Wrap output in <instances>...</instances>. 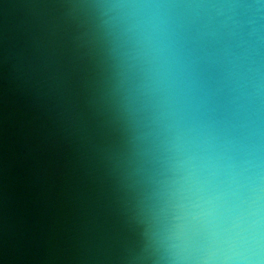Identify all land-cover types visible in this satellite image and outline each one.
Returning <instances> with one entry per match:
<instances>
[{
    "label": "water",
    "instance_id": "95a60500",
    "mask_svg": "<svg viewBox=\"0 0 264 264\" xmlns=\"http://www.w3.org/2000/svg\"><path fill=\"white\" fill-rule=\"evenodd\" d=\"M0 264H264V0H0Z\"/></svg>",
    "mask_w": 264,
    "mask_h": 264
}]
</instances>
